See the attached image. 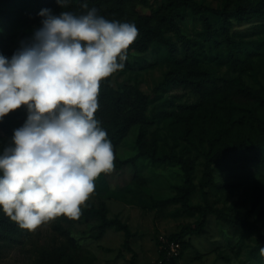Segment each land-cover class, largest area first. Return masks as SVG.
Listing matches in <instances>:
<instances>
[{
  "label": "trees",
  "instance_id": "1",
  "mask_svg": "<svg viewBox=\"0 0 264 264\" xmlns=\"http://www.w3.org/2000/svg\"><path fill=\"white\" fill-rule=\"evenodd\" d=\"M16 2V0H13ZM24 4L21 19L31 24H41V10L50 9L54 15L62 11L74 14H86L88 9H97V14L109 21L134 23L138 29V37L127 50V60L123 70L117 71L100 83L99 108L95 118L107 132L114 150V169L122 171L128 166L134 169L131 182L125 193L138 196L146 185L140 175L138 162L147 160L155 165L180 166L184 181L175 186V194L165 199H152L146 205L149 212L164 211L171 206H180L190 217L198 216L193 224H186L181 231L168 237L181 243L180 255L184 256L192 244L186 241L189 235H199L207 226L209 216L226 224L232 233L242 240L246 234H256L259 243L264 247V232L256 222L240 216L238 203L229 209H220L211 202V189L217 186L216 173L219 167L229 171L247 169L253 165L264 168V85L258 88L246 82V74L252 70L248 62L249 49L244 43L234 38L232 27L234 22H245L253 19L264 20V0H220L218 6H212L198 0H165L150 14H143L139 9L149 5L148 0H67L66 7H61L57 0H20ZM87 4V9L82 5ZM190 12L199 18L202 30L198 37H190L181 25L182 15ZM5 19L9 16L0 10ZM209 15L218 18L217 26L211 22ZM13 38L5 36L0 41V55L11 58L15 52ZM32 40L29 41L31 43ZM154 47L164 49L170 65L163 81L155 92L166 90L171 86L189 90L197 100L192 103H181L178 115L185 118L193 127L202 125L206 129L201 145L189 138L180 153L159 154V135L150 132L152 122L149 115L151 97L145 94L136 84H126L116 89L112 80L115 74L131 68V57L144 54ZM259 44L257 49H262ZM208 51L216 52L220 62L227 65L228 70L214 74L204 64ZM214 58V59H215ZM138 127L136 137V154L122 159L118 149L127 139L133 127ZM187 133H190L188 131ZM11 143L3 141L0 153ZM203 159L202 178L196 183L195 171L200 159ZM111 171V172H112ZM107 174H101L95 180L94 194H116L111 191ZM199 192L202 202L193 204V196ZM260 190H256L255 209L260 203ZM123 194V193H122ZM124 195H120V197ZM86 221L98 219L90 237L96 241L104 238L109 229L124 233V250L132 254L129 264H140L138 254L132 248V240L136 236L129 223L120 217H109V208L105 200L99 206L89 207L80 215ZM260 216H264V206ZM17 223L0 210V241H16L14 236ZM72 244L78 248L75 238ZM158 244L159 257L167 264L166 253ZM119 257L123 256L120 251ZM37 264H73L65 249L54 254L43 253Z\"/></svg>",
  "mask_w": 264,
  "mask_h": 264
},
{
  "label": "rangeland",
  "instance_id": "2",
  "mask_svg": "<svg viewBox=\"0 0 264 264\" xmlns=\"http://www.w3.org/2000/svg\"><path fill=\"white\" fill-rule=\"evenodd\" d=\"M212 6H218L220 0H198ZM165 0H148L147 7L139 10L143 14H150L157 10ZM21 9L24 4L20 0H0V10L6 12L8 19L0 13V41L5 36L13 38L12 47L17 51L22 45L33 39L34 33L41 24H31L21 19ZM211 22L217 26L219 20L209 15ZM181 25L192 38L198 37L202 30L199 18L190 12L182 15ZM232 33L236 40L244 43L249 49L247 60L252 70L246 74V82L258 88L264 85V20L253 19L245 22H234ZM262 44V49H257ZM208 58L204 64L214 74L228 70L226 64L219 61L216 52L208 51ZM215 58V59H214ZM170 65L166 59L164 49L154 47L147 53L134 54L131 57V68L114 75L112 84L116 89L126 84H136L151 97L149 115L152 122L150 132L159 135V154L180 153L187 144L186 134L190 139L201 145L205 138L206 129L202 125L191 126L185 118L178 115L181 103H192L197 100L189 90L171 86L166 90L155 92L163 81ZM26 106L11 111L0 119V146L3 141L11 143L15 129L22 127L27 120ZM138 127H133L127 139L118 149L122 159L136 154V137ZM190 131V133H187ZM203 159L197 164L195 171L196 183L202 178ZM140 175L146 185L141 188L139 195L125 193L126 186L131 182L134 169L128 166L122 171H112L107 174L111 191L116 194L97 195L92 193L82 212L89 207L97 208L101 200H105L109 208V217H120L129 223L136 236L132 240V248L138 254L140 264H152L158 260L159 246L163 239L181 231L186 224H193L199 218L185 214L181 207L171 206L164 211L149 212L146 205L152 199H165L175 194V186L182 184L184 174L177 165H155L147 160L138 162ZM217 186L211 189V202L220 209H229L238 203L240 216L256 222L264 232V216H260L264 206V168L253 165L247 169L229 171L219 167L216 173ZM259 189L260 203L253 209L256 200V190ZM123 193V194H122ZM124 195V197H120ZM202 202L200 193L193 196L192 203ZM98 219L86 221L81 216L70 219L57 217L43 224L35 231L21 229L18 225L14 236L16 241H0V264H37L43 253L54 254L65 249L73 264H129L132 254L124 250V233L109 229L103 239L96 241L90 236L95 233L93 227ZM79 244L76 248L71 238ZM191 248L179 259H172L167 264H264L256 234H246L240 240L231 229L218 221L215 216L208 218L207 226L199 235H189ZM123 256L119 257V252Z\"/></svg>",
  "mask_w": 264,
  "mask_h": 264
},
{
  "label": "clouds",
  "instance_id": "3",
  "mask_svg": "<svg viewBox=\"0 0 264 264\" xmlns=\"http://www.w3.org/2000/svg\"><path fill=\"white\" fill-rule=\"evenodd\" d=\"M39 15L31 43L10 59L0 55V119L28 111L0 153V210L28 231L79 218L95 180L114 169L113 145L95 118L100 83L123 70L138 37L134 23L109 21L95 8Z\"/></svg>",
  "mask_w": 264,
  "mask_h": 264
},
{
  "label": "built area",
  "instance_id": "4",
  "mask_svg": "<svg viewBox=\"0 0 264 264\" xmlns=\"http://www.w3.org/2000/svg\"><path fill=\"white\" fill-rule=\"evenodd\" d=\"M161 249L165 251L168 262L180 255L181 243L175 240L163 239ZM152 264H163V261H156Z\"/></svg>",
  "mask_w": 264,
  "mask_h": 264
}]
</instances>
